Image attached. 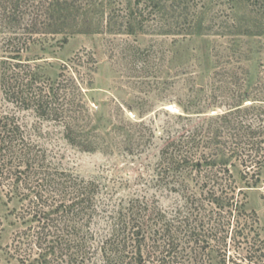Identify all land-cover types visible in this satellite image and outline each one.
Masks as SVG:
<instances>
[{"label": "trees", "instance_id": "trees-1", "mask_svg": "<svg viewBox=\"0 0 264 264\" xmlns=\"http://www.w3.org/2000/svg\"><path fill=\"white\" fill-rule=\"evenodd\" d=\"M245 1L264 11V0ZM93 3L107 16L111 35L140 30L186 37L212 30L198 24L200 0H0V32L10 36L3 94L59 124L65 139L86 152L120 148L143 157L158 150L145 157L151 183L179 203L168 212L156 197L119 198L111 185L59 168L19 119L6 114L0 121V177L8 202L18 204L10 212L16 228L11 243L0 248L6 263L264 264L259 220L246 210L248 191L264 189V86L242 93L214 116L188 98L182 113L165 112L163 125H157L159 114L130 119L127 113L136 110L124 104L120 119L103 127L83 99L84 82L93 91L96 74L84 67L86 54L71 59L55 80L22 59L35 37L68 31ZM10 59L18 61L15 67Z\"/></svg>", "mask_w": 264, "mask_h": 264}, {"label": "rangeland", "instance_id": "rangeland-1", "mask_svg": "<svg viewBox=\"0 0 264 264\" xmlns=\"http://www.w3.org/2000/svg\"><path fill=\"white\" fill-rule=\"evenodd\" d=\"M200 1L198 24L212 29L204 35L197 31L174 37L140 30L132 36L111 35L106 31L107 16L101 9L96 11L93 3L76 17L77 24L72 22L68 31L35 37L22 59L38 67L44 77L55 80L71 59L86 54L89 62L84 67L96 69V74L93 91L84 82L83 99L89 110L98 114L103 127L109 120L120 119L119 107L124 104L136 110L127 113L132 120L143 115L149 121L159 114L157 125H163L166 111L180 114L182 107H189L188 98H196L201 103L199 109L211 116L222 114L241 99L242 93H258L264 86V11L245 0ZM7 34L0 32V121L6 114L15 115L29 135L51 152L59 168L111 185L119 198L134 193L156 197L162 209L172 212L179 203L176 196L154 186L152 169L146 167V155L151 157L158 150H150L143 157L127 155L120 148L114 154L86 152L65 139L59 124L7 101L2 90V70L10 57L5 53ZM8 63L15 67L18 61L10 59ZM209 104L217 108H209ZM6 194L0 177V248L11 243L16 229L11 226L14 219L10 212L18 204L9 203ZM246 210L258 218L264 239V189L248 191ZM0 264H7L1 251Z\"/></svg>", "mask_w": 264, "mask_h": 264}]
</instances>
